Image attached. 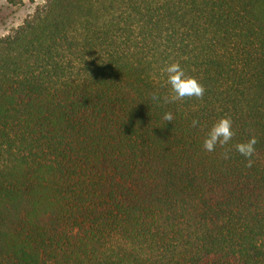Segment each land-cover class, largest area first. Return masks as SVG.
I'll return each instance as SVG.
<instances>
[{
    "label": "trees",
    "instance_id": "obj_1",
    "mask_svg": "<svg viewBox=\"0 0 264 264\" xmlns=\"http://www.w3.org/2000/svg\"><path fill=\"white\" fill-rule=\"evenodd\" d=\"M173 62L202 98L153 100ZM0 264H264V0H42L1 36Z\"/></svg>",
    "mask_w": 264,
    "mask_h": 264
},
{
    "label": "clouds",
    "instance_id": "obj_2",
    "mask_svg": "<svg viewBox=\"0 0 264 264\" xmlns=\"http://www.w3.org/2000/svg\"><path fill=\"white\" fill-rule=\"evenodd\" d=\"M160 71L166 76V84L169 87V93L168 95L159 97L154 95V101H163V103L167 104L175 103L185 98L200 99L203 97L205 92L203 85L197 78L188 76L179 62L169 63ZM163 120L171 123L173 120L172 113H165L163 115ZM197 124L198 121H192L193 127ZM234 135L232 120L227 116L222 117L208 128L203 139L202 147L207 152H213L218 145L220 147L228 145L232 141ZM256 144L257 139L255 137H250L246 142H240L234 145L235 151L244 157L246 161L245 167L250 168L254 164L253 157L256 152ZM223 158H229L228 151L223 153Z\"/></svg>",
    "mask_w": 264,
    "mask_h": 264
},
{
    "label": "rangeland",
    "instance_id": "obj_3",
    "mask_svg": "<svg viewBox=\"0 0 264 264\" xmlns=\"http://www.w3.org/2000/svg\"><path fill=\"white\" fill-rule=\"evenodd\" d=\"M41 2L24 0L21 5H10L6 0H0V37L20 25Z\"/></svg>",
    "mask_w": 264,
    "mask_h": 264
}]
</instances>
